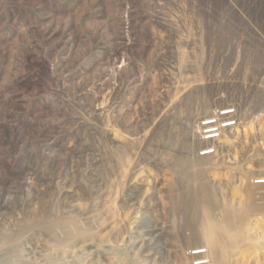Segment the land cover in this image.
Here are the masks:
<instances>
[{
	"label": "rangeland",
	"instance_id": "374dc122",
	"mask_svg": "<svg viewBox=\"0 0 264 264\" xmlns=\"http://www.w3.org/2000/svg\"><path fill=\"white\" fill-rule=\"evenodd\" d=\"M199 247L264 264V0H0V264Z\"/></svg>",
	"mask_w": 264,
	"mask_h": 264
},
{
	"label": "bare ground",
	"instance_id": "6f19581e",
	"mask_svg": "<svg viewBox=\"0 0 264 264\" xmlns=\"http://www.w3.org/2000/svg\"><path fill=\"white\" fill-rule=\"evenodd\" d=\"M206 124H207V122H204V125H206ZM212 132H214V131H213V130H211V131H207L206 134H209V135H215V136L218 135V134H215V133H212ZM204 133H205V132H204ZM210 133H211V134H210ZM215 136H213V137H215ZM207 138H209V137H206L205 139H207ZM186 187H187V186H186ZM186 187H185V188H186ZM187 189H188V187L186 188V190H187ZM188 191H189V189H188ZM256 191H257V189H256ZM254 192H255V191H254ZM257 192H258V191H257ZM259 193H260V192H259ZM247 194H248V193H247ZM250 194H251V193H250ZM253 194H255V193H253ZM256 194H257V193H256ZM256 194H255V195H256ZM249 196H250V195H249ZM256 196H257V195H256ZM256 196H255V197H256ZM250 198H251V197H250ZM253 201H254V200H253ZM258 204H259V203H258ZM209 206H210V205H209ZM209 209H211V208H209ZM227 213H228V212H227ZM231 219H232V217L230 218V216H229V217H228V221H230ZM208 220H209V219H208ZM213 220H214V219H213ZM213 220L211 219V221H213ZM215 221H216V220H215ZM225 221H226L227 224H230V222H231L232 220H231L230 222H228L227 220H225ZM208 223H209V225L212 224V223H210V221H208ZM216 223H217V222H216ZM216 223H215V224H216ZM215 224H214V227L216 226ZM209 225H208V226H209ZM221 225H222V224L219 222L218 225H217V227H216V231H217V233H219V234L221 233V234L223 235V233H222L223 230H225V232H228V226L225 225V227H224V229H223V228L221 227ZM208 226H205V227H208ZM210 226L212 227V225H210ZM211 227H210V229H211ZM214 227H213V229H215ZM60 229H61V228H60ZM68 229H69V228H68ZM25 231H27V230H25V229L23 228V229L21 230V233H22V232H25ZM59 231H61V230H59ZM68 231H69V230H68ZM209 231H210V230H209ZM216 231H215V232H216ZM218 231H219V232H218ZM76 232H77V231H76ZM212 232H214V230L211 231L210 234H211ZM215 232H214V233H215ZM21 233H20V234H21ZM208 233H209V232H208ZM68 235H70V231H69V234H68ZM207 235H209V234H207ZM207 235H205L206 238H207ZM215 235H216V237H214ZM215 235L213 236V234H212V236H213L215 239H216L217 237H220V235H219V236H217V234H215ZM209 236H210V235H209ZM212 236H210V237L212 238ZM69 237H70V236H69ZM222 237H223V236H222ZM214 238H212L211 241H212ZM226 239H227V238L225 237L223 240L225 241ZM13 240H14V239H13ZM13 240H12V241H13ZM208 240H209V239H208ZM221 240H222V239H221ZM12 241H11V242H12ZM209 241H210V240H209ZM211 241H210V242H211ZM213 241H214V240H213ZM213 241H212V242H213ZM217 241H218V240H217ZM217 241H215V242H217ZM210 242H209V243H210ZM8 243L10 244V242H8ZM218 243H221V242L218 241ZM9 244H7V245H9ZM220 246H221V245H220ZM216 247H218V246H216ZM221 255H222V254H220V256H221ZM221 257H223V256H221ZM218 259H219V258H218ZM220 259H221V258H220ZM221 261H222V260H221ZM219 263H220V260H219ZM221 264H222V263H221Z\"/></svg>",
	"mask_w": 264,
	"mask_h": 264
},
{
	"label": "built area",
	"instance_id": "2783aa9c",
	"mask_svg": "<svg viewBox=\"0 0 264 264\" xmlns=\"http://www.w3.org/2000/svg\"><path fill=\"white\" fill-rule=\"evenodd\" d=\"M215 124H216V121L212 123H208L206 125L210 126L209 129H213L215 127ZM213 131H218V130H213ZM213 152H210V154ZM205 250L206 249H197V250L189 251V256L192 257L193 259V264H212L211 258L208 257L209 252L208 251L204 252Z\"/></svg>",
	"mask_w": 264,
	"mask_h": 264
},
{
	"label": "clouds",
	"instance_id": "9594fccd",
	"mask_svg": "<svg viewBox=\"0 0 264 264\" xmlns=\"http://www.w3.org/2000/svg\"><path fill=\"white\" fill-rule=\"evenodd\" d=\"M212 122H215V121H209V122H207V124L208 123H212ZM212 129H209V130H207V129H205L204 131H203V133L205 132H207V131H211ZM208 136V135H207ZM207 136H205V137H207ZM209 150H211V149H209ZM208 155V154H207ZM201 156H203V155H201ZM197 249H208V248H205V247H199V248H197ZM197 249H192V250H197ZM191 250V251H192ZM190 251V250H189ZM208 252H210L209 250H208ZM192 258V257H191Z\"/></svg>",
	"mask_w": 264,
	"mask_h": 264
}]
</instances>
